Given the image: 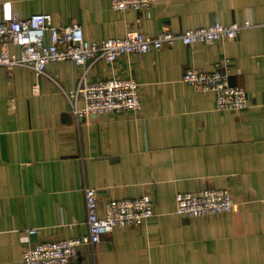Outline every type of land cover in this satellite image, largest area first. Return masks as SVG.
<instances>
[{
  "label": "crops",
  "instance_id": "crops-1",
  "mask_svg": "<svg viewBox=\"0 0 264 264\" xmlns=\"http://www.w3.org/2000/svg\"><path fill=\"white\" fill-rule=\"evenodd\" d=\"M8 1L22 19L50 13L55 24L79 23L94 41L216 21L256 25L233 40L178 41L92 63V81L137 80L138 113L78 119L70 93L83 66L73 61L49 63V76L0 66V264H23L26 247L40 242L87 234L86 186L97 189L102 215L109 200L142 195L152 197L156 215L80 247L77 264H264V0H156L149 16L115 11L112 0L0 3ZM218 66L247 91L248 108L219 111L214 91L183 81L189 67ZM225 188L239 205L234 213L189 218L175 211L179 192Z\"/></svg>",
  "mask_w": 264,
  "mask_h": 264
},
{
  "label": "built area",
  "instance_id": "built-area-1",
  "mask_svg": "<svg viewBox=\"0 0 264 264\" xmlns=\"http://www.w3.org/2000/svg\"><path fill=\"white\" fill-rule=\"evenodd\" d=\"M155 1L112 0L111 6L113 10L120 12L146 11L149 16ZM255 25L252 21L229 25L216 21L210 26L186 31L164 28L157 36L132 30L123 38L94 41L85 35L79 23L55 24L50 13H37L22 19L8 1L0 3V66L8 70L22 66L33 70L37 76H49V63L73 61L83 66L78 87L70 93L73 112L78 119L92 114L138 113L143 106L137 80L129 77L92 81L87 75L92 63L98 60L113 63L122 56L143 55L151 50L173 46L178 41L185 45H194L233 40L245 28ZM10 45L17 46L19 51H11ZM183 81L202 92L214 91L216 108L219 111H241L250 106V99L244 87L232 85L228 73H224L220 66L213 72L189 67L183 75ZM34 90H38V85ZM79 98L84 100L83 107L79 106ZM84 192L89 232L26 247L23 264H77L74 257L80 247H95L100 243L103 234L118 227L138 226L156 215L154 200L149 195L111 199L106 203L102 215L99 211L97 189L86 186ZM175 200L176 213L189 218L234 213L239 209L238 203L227 188L183 191L176 195ZM27 233L36 234L38 229H29Z\"/></svg>",
  "mask_w": 264,
  "mask_h": 264
}]
</instances>
